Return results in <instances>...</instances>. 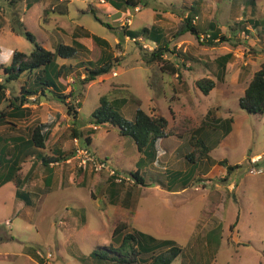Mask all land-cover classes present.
<instances>
[{"label": "rangeland", "instance_id": "obj_1", "mask_svg": "<svg viewBox=\"0 0 264 264\" xmlns=\"http://www.w3.org/2000/svg\"><path fill=\"white\" fill-rule=\"evenodd\" d=\"M111 1L116 3L16 0L11 4L0 0V84L6 88L0 97V112L29 84L24 75L5 82L3 68L11 64L13 53L29 55L33 50L24 35L12 31V22L19 19L21 30L33 34L50 51L58 43L71 44L79 26L109 43L105 49L83 37L78 41L87 48L85 52L73 61L57 60L71 66L60 82L63 94L75 89V97L67 102L73 105L76 118L67 115L66 106L50 95L41 100L31 96L25 105L29 115L13 127H0L5 140L28 139L38 122H56L45 148L21 163L19 175L25 183L29 180L23 190L35 194L34 206L26 207L15 197L11 182L0 187V264H93L88 254L109 244L118 223L175 241L183 256L172 264H264V113L249 114L238 105L252 74L264 63V0H253V6L248 0H140L135 8L119 10ZM191 6L198 8L193 24L199 35L209 34L211 24L223 40L209 45L190 33L174 38ZM90 11L113 29L101 25ZM151 26L161 30L174 52L194 58L193 64L180 66V75L163 74L158 65L143 64L142 54L155 44L144 39L134 43L120 31ZM105 54L112 58L111 70L85 82L86 72L79 63H94ZM226 54L231 59L222 74L215 60ZM200 62L204 65L198 67ZM206 77L216 82L207 96L195 86L196 80ZM103 96L109 101L126 99L121 113L127 120L133 119L140 106L149 114L165 117L169 135L181 132L174 136L180 145L172 161L155 157L142 168L140 177L150 187H142L129 175L135 172L139 158L131 137L121 136L110 124L96 126L90 135L94 127L90 115ZM228 117H233L235 133L224 142ZM200 127L207 128L203 139L209 152L203 158L196 154L194 163H186L183 156L192 148L181 143ZM86 138L91 140L89 145ZM76 147L87 149L96 165L79 168ZM155 150L159 156L163 148L156 145ZM258 154V162L251 164L250 159ZM40 156L58 160L49 163V186ZM228 165L238 167L227 175ZM220 169L225 180L218 174ZM252 169L260 173L253 174ZM4 171L1 165L0 177ZM175 172L187 190L181 196L165 197L157 180L165 183ZM135 186L142 189L141 196L133 190ZM136 201L142 216L134 214Z\"/></svg>", "mask_w": 264, "mask_h": 264}, {"label": "trees", "instance_id": "obj_2", "mask_svg": "<svg viewBox=\"0 0 264 264\" xmlns=\"http://www.w3.org/2000/svg\"><path fill=\"white\" fill-rule=\"evenodd\" d=\"M8 1L14 4L16 0ZM140 2V0H116V3L111 1V5L119 10L130 7L135 8ZM32 3L30 1L26 7H31ZM247 3L253 6V0H248ZM90 12L101 25L113 29L109 24L102 22L93 11ZM197 15L198 8L191 6L190 11H188L186 17L183 19L178 33L173 35L174 38L184 33H190L200 42L205 40L209 45L223 40L219 36V31L211 24L208 25L209 34L199 35V28L193 24L194 18ZM21 24L19 19L12 22V31L16 35H24L33 45V50L29 55L14 52L11 64L5 66L3 72L6 75L5 82L16 81L24 75L27 76L29 84L27 87L24 86L21 88L22 92L19 98L16 97L13 101H9L6 108L0 112V126H15V123L11 120L14 119L17 122L26 118L29 115V109L25 105L31 96H35L41 100L50 95L53 99L66 106L67 115L76 118L73 112V105L67 102L68 99L75 97V89L72 88L67 95L63 94L64 87L60 82V78L70 73L71 66L66 64L60 65L57 60L73 61L79 53L85 52L87 48L78 41V39L83 37L90 38L94 45L104 47L105 49L109 47V43L96 35L90 34L86 29L79 26L72 34L71 44L58 43L54 50L50 51L41 47L36 42L33 34L26 30H21ZM120 31L124 37H128L134 43H137V39L153 42L155 45L151 50H144L142 61L146 66L158 65L163 74L178 75L180 74V66L189 64L191 60H194V58L189 57L185 53H177L173 49H170L169 40L155 26H151L150 28L144 27L140 30H126L121 28ZM201 38H203L202 41ZM173 55L175 57H172ZM230 59L231 54H226L215 60L219 68L218 70H221L222 74L225 72L226 64ZM79 66L84 67L86 72L84 81L90 82L94 81L98 76L107 74L113 67V61L110 55L105 54L94 63L91 61H82L79 63ZM195 86L206 96L215 87V82L211 78H201L195 81ZM5 89L4 84H0V97H3ZM125 102L126 99L109 101L105 96L101 97L99 99V105L91 113L89 121L93 126L102 127L110 124L119 130L121 136H129L134 140L137 151L142 157L136 162L135 172H130L129 175L133 179H136L135 183L145 185L143 179L140 177V171L146 163L152 162L155 159L157 141L171 136L167 132L168 121L163 116L145 112L140 106L136 108L133 119L127 120L121 113V107ZM238 105L241 110L249 114L264 113V63L253 74L243 96L239 98ZM8 109L10 110L8 111ZM231 121V119L227 120V126L230 125ZM55 125L56 123L54 121L38 122L32 128L28 139L17 136L5 140L3 136H0V166L3 165L5 168V171L0 177V187L7 182L13 183L16 188V198L23 201L26 205H32V201L30 194L23 190L25 178H21L19 175L21 163L25 161V158L34 156L36 150L41 151L45 148L46 142ZM93 133H95V130L91 129L90 135ZM90 143L91 140L86 138V144L89 145ZM189 143L192 151L184 156L186 163H194V156L196 154H199L201 158L207 156L209 148L201 138L193 135ZM9 148L11 149L9 150ZM37 155L39 156L40 154L37 153ZM40 159L43 167L47 169V178L50 181L52 172L51 168H49V163L58 160L44 156H40ZM104 160L107 161V158ZM220 164L223 165L224 162H220ZM237 167L226 166L227 175ZM176 178L179 179L180 176L176 174ZM48 182L47 184L50 183ZM181 255H183V250L178 247L175 241L158 239L150 234L129 230L128 225L118 223L113 229L109 244L95 248L88 254V257L93 264H172Z\"/></svg>", "mask_w": 264, "mask_h": 264}, {"label": "crops", "instance_id": "obj_3", "mask_svg": "<svg viewBox=\"0 0 264 264\" xmlns=\"http://www.w3.org/2000/svg\"><path fill=\"white\" fill-rule=\"evenodd\" d=\"M60 60H62V59H60ZM64 61H66V60H64ZM229 63V62H228ZM227 63V64H228ZM191 64H193V63H191V61H190V63L188 64V65H191ZM200 64H202V65H204V63H199L198 64V67H200ZM227 64H226V68H227ZM226 68H225V70H226ZM256 72V71H255ZM254 72V73H255ZM253 73V74H254ZM180 74H181V69H180ZM180 74H178V75H180ZM253 74H252V76H253ZM178 75H176V76H178ZM252 76H251V78H252ZM206 78H209V77H206ZM251 78H250V80H251ZM212 79V78H211ZM213 80V79H212ZM249 80V81H250ZM249 81H248V83H249ZM215 82V81H214ZM215 86H216V82H215ZM216 87H214L213 89H215ZM197 89V88H196ZM212 89V90H213ZM198 90V89H197ZM211 90V91H212ZM199 91V90H198ZM210 91V92H211ZM209 92V93H210ZM207 96V95H206ZM150 101V100H149ZM209 113V112H208ZM207 113V114H208ZM229 113V112H228ZM233 117H228V118H226L227 120L228 119H231V120H233L232 119ZM217 119H220L221 120V118H217ZM167 120V119H166ZM227 120L224 122V126H225V134H224V136H223V141L225 142H228L229 141V139L231 138V136H233L234 135V133H235V124L233 123V121H231V123H230V125L229 126H227ZM13 123H16L15 122V120L13 119V120H11ZM52 122V121H51ZM56 123V122H55ZM6 126H11V127H13L12 125H3V126H0V127H6ZM56 126V125H55ZM227 126V127H226ZM55 128V127H54ZM54 130V129H53ZM52 130V131H53ZM205 130H207V128L206 127H200V128H195L193 131H191L190 132V134H189V137H190V135H196L197 137H199V138H201L203 141L205 140V139H203V138H206L207 137V135L205 134ZM52 133V132H51ZM181 134V132H178V134H176L178 137H179V135ZM6 135V134H5ZM176 135H172V136H169V137H166V138H164V139H160V140H158L157 141V143H156V145H158V146H160V147H162L163 148V151H162V153L158 156V154H156V157H162V156H165V157H167L169 160L172 158V154H174L175 152H177V147L180 145V142H178L177 140H175V137L174 136H176ZM0 136H4L3 134H0ZM8 137H11L10 135H7ZM205 142V141H204ZM206 143V142H205ZM182 145H184V144H186L188 147L190 146V143H189V140H184L182 143H181ZM207 145V144H206ZM208 146V145H207ZM190 149L192 148L191 146L189 147ZM208 148H209V146H208ZM190 152H191V150H190ZM189 152V153H190ZM156 153H158V152H156ZM187 155V154H186ZM185 156V155H184ZM184 156H183V158H184ZM142 157V155L141 154H139V158H138V160L140 159ZM254 157H259L260 158V154H258V155H256V156H254ZM156 159V158H155ZM154 159V160H155ZM250 159V158H249ZM137 160V161H138ZM153 160V161H154ZM173 160V158L171 159V161ZM183 161L185 162V159H183ZM150 163V162H149ZM143 169H145V165L143 166ZM143 169H141V170H143ZM223 169L221 170H218V174H221V178L222 179H225V175H224V173H223ZM141 172V171H140ZM27 173V172H26ZM177 173H179V172H175L174 174H171L170 173V175H171V177H169L168 179H166V182L165 183H163V182H161L160 181V179H158L157 180V183H158V186L162 189V191L161 192H163L164 194H165V197H170V196H181V195H183L184 194V192L187 190V185H186V182H183L181 179H177L176 178V176H175V174H177ZM212 174V173H211ZM207 175V174H206ZM51 177H52V173H51ZM207 176H205L204 178H206ZM49 180H48V178L46 177V184H47V182H48ZM144 181V180H143ZM50 183H51V180L49 181ZM48 182V183H49ZM50 183L49 184H47V185H50ZM13 184V183H12ZM28 184H29V180H28V178H26V183L24 184V186L27 188V186H28ZM145 185H141L142 187H150L151 186V184L150 183H144ZM14 185V184H13ZM140 185V184H139ZM15 187V186H14ZM231 187V186H230ZM135 189H133V190H135V192H136V194L138 195V194H140V196H141V190L142 189H140L139 187H137V186H135L134 187ZM195 190H196V188H195ZM25 191V190H24ZM14 192H16V188H14ZM25 192H28L29 194H30V198H31V201H32V205H26V204H24V202L23 201H21L22 203H23V205L24 206H26V207H29V208H32L33 206H34V199H35V197H34V195L35 194H33V192H31L30 190H26ZM129 193V192H128ZM140 196L138 197V201H139V198H140ZM16 197V196H15ZM130 195L129 194H126V200H128V201H130ZM18 199V198H17ZM19 200V199H18ZM138 204H139V202H137L136 201V205H135V208H136V210H135V213L134 214H136L137 216L138 215H141L142 216V212L141 211H139L138 210ZM126 207H128L127 205H126ZM144 224H146V223H144ZM129 230H135V231H138V230H136V229H134V228H132V225H131V227H129ZM195 230L197 231V225L195 226ZM139 232H142V231H139ZM198 232V231H197ZM142 233H146V232H142ZM146 234H148V233H146ZM150 235H153V234H150ZM153 236H155V235H153ZM156 237V236H155ZM156 238H158V237H156ZM158 239H160V238H158ZM200 239H202V237H200ZM199 240V239H198ZM209 239L207 238V241H208ZM181 256H183V255H181ZM180 256V257H181ZM179 257V258H180ZM177 260V259H176ZM182 263H183V260H182Z\"/></svg>", "mask_w": 264, "mask_h": 264}, {"label": "built area", "instance_id": "obj_4", "mask_svg": "<svg viewBox=\"0 0 264 264\" xmlns=\"http://www.w3.org/2000/svg\"><path fill=\"white\" fill-rule=\"evenodd\" d=\"M202 40H203V38H201V41ZM114 75H116V73H114ZM93 129L94 130H97V127L94 126ZM75 152H76L75 158H76V160H79L78 161L79 168L80 167H85L87 164H92L94 166L96 165L95 157L94 156H91L90 155V152H88L87 149H83V148L76 147ZM258 160H259V157H253V158L250 159V163L253 164V165H255L258 162ZM102 166H104V164H102ZM251 173H253V174H259L260 171L259 170L256 171V170L252 169L251 170ZM46 257L47 258H50V254H48V256H46Z\"/></svg>", "mask_w": 264, "mask_h": 264}]
</instances>
